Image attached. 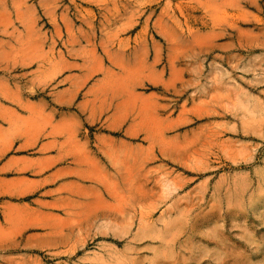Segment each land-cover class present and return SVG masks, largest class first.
<instances>
[{
	"label": "rangeland",
	"instance_id": "374dc122",
	"mask_svg": "<svg viewBox=\"0 0 264 264\" xmlns=\"http://www.w3.org/2000/svg\"><path fill=\"white\" fill-rule=\"evenodd\" d=\"M0 16V264H264V0Z\"/></svg>",
	"mask_w": 264,
	"mask_h": 264
},
{
	"label": "bare ground",
	"instance_id": "6f19581e",
	"mask_svg": "<svg viewBox=\"0 0 264 264\" xmlns=\"http://www.w3.org/2000/svg\"><path fill=\"white\" fill-rule=\"evenodd\" d=\"M22 6V5H21ZM17 11V10H16ZM134 15V14H133ZM5 16V15H4ZM10 16V15H9ZM26 16V15H25ZM24 16V17H25ZM187 16V15H186ZM0 18H1V16H0ZM4 18V17H3ZM9 19V18H8ZM26 19V18H25ZM9 23V22H8ZM186 26V25H185ZM162 30V29H161ZM165 31V30H164ZM158 33V32H157ZM167 33V32H166ZM184 33V32H183ZM168 34V33H167ZM13 35V34H12ZM169 35V34H168ZM218 36V35H217ZM217 38V37H216ZM1 39V38H0ZM206 47V46H205ZM207 52V51H206ZM161 57V56H160ZM173 59V58H172ZM160 61V60H159ZM170 63V62H169ZM176 80V79H175ZM2 88V87H1ZM168 88V87H167ZM3 116V115H2ZM6 117V116H5ZM2 127V126H1ZM1 134H2V132H1ZM0 134V135H1ZM2 137V136H1ZM5 137V136H4ZM3 138V137H2ZM5 152V151H4ZM45 164V163H44ZM9 166V165H8ZM7 166V167H8ZM45 168H46V166H45ZM5 169V168H4ZM10 169V168H9ZM26 169V168H25ZM29 169V168H28ZM6 170V169H5ZM22 170V169H21ZM67 171V170H66ZM35 172V171H34ZM1 177H4V176H1ZM56 177V176H55ZM53 178V177H52ZM4 180V179H3ZM24 180V179H23ZM39 183V182H38ZM3 188V187H2ZM22 189V188H21ZM5 192H6V190H5ZM22 192V191H21ZM26 193H29V192H26ZM2 195V194H1ZM43 204V203H42ZM8 212H9V210H8ZM9 214V213H8ZM8 217V216H7ZM12 217V216H11ZM24 219V218H23ZM6 220V219H5ZM35 220V219H34ZM21 223V222H20ZM1 227V226H0ZM3 230V229H2ZM5 231V230H4Z\"/></svg>",
	"mask_w": 264,
	"mask_h": 264
}]
</instances>
